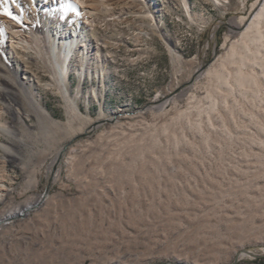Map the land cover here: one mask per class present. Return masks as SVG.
I'll return each instance as SVG.
<instances>
[{
  "label": "rangeland",
  "instance_id": "rangeland-1",
  "mask_svg": "<svg viewBox=\"0 0 264 264\" xmlns=\"http://www.w3.org/2000/svg\"><path fill=\"white\" fill-rule=\"evenodd\" d=\"M254 1L185 0L189 16L183 0H156L159 31L145 27L137 39L139 17L96 16L103 61L75 58L63 77L79 112L69 129L42 122L21 95L18 115L19 87L0 68L9 86L0 87V120L14 128L0 129V218L45 195L0 225V264H264V116L223 111L205 75ZM82 17L70 5L59 19ZM45 50L30 65L54 83ZM29 89L69 121L56 88Z\"/></svg>",
  "mask_w": 264,
  "mask_h": 264
},
{
  "label": "bare ground",
  "instance_id": "bare-ground-1",
  "mask_svg": "<svg viewBox=\"0 0 264 264\" xmlns=\"http://www.w3.org/2000/svg\"><path fill=\"white\" fill-rule=\"evenodd\" d=\"M154 1L156 0H19V4L24 9L23 12H20L16 5L10 2L5 4L3 0H0V9L8 7L11 11L18 14L22 20L21 24H17L8 16L0 15V68H8L12 74L11 76L14 78L12 80L19 87V89L15 88L16 98H12L11 100L16 104V113L19 115L23 111L18 99L19 95H21L28 101L31 110L36 113L38 119L42 122H47L55 127L64 125L63 127L69 129L71 120L77 119L79 112L74 102L68 97L63 77L68 75L70 69H73L70 64L75 58L81 62L93 60L99 63L104 59L100 53L105 49V42L99 43L97 40H94L92 32L96 23L93 19L98 15L109 17V19H118L119 16L114 14L115 10L119 9V12L124 10L126 15L123 16V19H126L127 16L140 18H136L139 21L133 24V32L137 39V35L145 27L146 29L150 28L154 32L159 31L155 15L151 12L149 5ZM183 3L188 13L189 10L185 0H183ZM70 5L74 7L77 14L83 15L82 20L78 22L76 20L74 25L71 26L66 23L67 21L59 19V16H62L63 11ZM189 16L191 15L189 14ZM230 26L233 33L225 39V53L212 62L205 72L210 86L207 85L209 88L212 87L214 92L218 91L223 111H229L230 115H232L234 108H236L237 112L243 114H241L242 116L247 115L250 120L254 119L255 122H259L256 120L258 118H256L253 110L257 114L264 116V0H255L251 4L249 13L233 19ZM31 46L34 49H31ZM41 48L42 50L47 48L44 54L49 60L50 67L56 72L55 75L51 76V80H56L54 83L43 82L40 75L30 65L32 57L38 55ZM57 56H60V59H62L61 64H58ZM83 70V67H80L77 71L83 74ZM7 80V78L0 79V87H9L2 86V81L5 83ZM30 83L35 84L36 88H56V91L63 95V98L71 109L73 117L71 116L67 122H60L54 119L39 103L38 98L30 91ZM217 83H220L224 87L223 91L217 88ZM212 88L207 91L212 90ZM210 93L206 95L210 97ZM216 100L213 101L215 106ZM243 103L250 108L244 110L242 107ZM232 105L234 107L230 109ZM117 114L119 116L129 115L128 112ZM26 116H29V114H26ZM211 120L213 121V119ZM0 129L10 131L14 128H9L7 124L0 120ZM255 137L253 140H256ZM250 143L251 146L253 145L258 149H261L263 145V143L258 141H251ZM200 164L203 165V163ZM1 184L2 182L0 183V188ZM44 198L45 195H41L36 202L26 204L21 209L5 213L0 218V225L9 223L11 219L25 217Z\"/></svg>",
  "mask_w": 264,
  "mask_h": 264
},
{
  "label": "snow or ice",
  "instance_id": "snow-or-ice-1",
  "mask_svg": "<svg viewBox=\"0 0 264 264\" xmlns=\"http://www.w3.org/2000/svg\"><path fill=\"white\" fill-rule=\"evenodd\" d=\"M3 2L5 4L10 2L11 4L16 5V7L20 10V12H23L24 10L23 7L19 4V0H3ZM0 15L8 16L11 20L16 22L17 24L22 23L21 17L18 14L11 11L8 7H3L2 9H0Z\"/></svg>",
  "mask_w": 264,
  "mask_h": 264
},
{
  "label": "water",
  "instance_id": "water-1",
  "mask_svg": "<svg viewBox=\"0 0 264 264\" xmlns=\"http://www.w3.org/2000/svg\"><path fill=\"white\" fill-rule=\"evenodd\" d=\"M248 253L252 254V255L255 256V257L262 256V255H259V254H253V253H251V252H249V251H248ZM236 260H237V258H236Z\"/></svg>",
  "mask_w": 264,
  "mask_h": 264
},
{
  "label": "trees",
  "instance_id": "trees-1",
  "mask_svg": "<svg viewBox=\"0 0 264 264\" xmlns=\"http://www.w3.org/2000/svg\"><path fill=\"white\" fill-rule=\"evenodd\" d=\"M257 261H261V260H264V257L263 258H258L256 259Z\"/></svg>",
  "mask_w": 264,
  "mask_h": 264
}]
</instances>
